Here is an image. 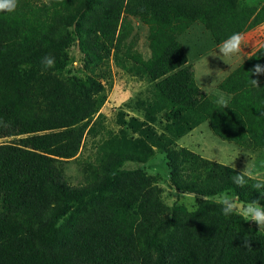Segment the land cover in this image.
I'll list each match as a JSON object with an SVG mask.
<instances>
[{
	"label": "trees",
	"instance_id": "1",
	"mask_svg": "<svg viewBox=\"0 0 264 264\" xmlns=\"http://www.w3.org/2000/svg\"><path fill=\"white\" fill-rule=\"evenodd\" d=\"M54 1L70 8L80 0ZM86 2L102 6L103 33L110 40L119 31L118 45L128 37V16L149 27L150 58L129 56L155 82L152 106L167 120L190 122L188 129L208 122L224 141L264 149V74H252L255 65L264 66V46L219 84L231 95L224 108L198 85L179 40L200 22L220 44L260 23L261 14L239 0ZM70 12L45 20L21 8L0 12V138L20 137L0 144V264H264V232L236 214L224 216L213 200H203L195 212L175 208L173 226L165 228L158 187L119 169L126 160L144 159L133 145L113 147L89 185L68 183L58 161L78 154L103 89L93 77L61 80L70 37L55 28L80 25L81 14ZM45 55L55 57L53 68H43ZM156 147L166 154L177 190L207 198L227 191L264 206L253 181L233 183L239 170L177 151L166 140ZM244 238L251 247H242Z\"/></svg>",
	"mask_w": 264,
	"mask_h": 264
},
{
	"label": "rangeland",
	"instance_id": "2",
	"mask_svg": "<svg viewBox=\"0 0 264 264\" xmlns=\"http://www.w3.org/2000/svg\"><path fill=\"white\" fill-rule=\"evenodd\" d=\"M239 2L243 7L261 14L258 15L259 19L264 18V0ZM17 8L32 12L42 20L52 15H65L69 11L71 14L80 13L79 26L62 23L55 28L57 35L61 28V32L70 37L68 64L61 73V80L69 83L71 78L87 80L93 77L103 85L97 94L102 105L88 122L78 154L58 161L69 184L75 187L89 185L93 177L100 173L97 170L101 168L105 155L115 153L113 147L126 150L127 146L133 145L144 159L126 160L119 169L137 172L132 174L133 180L147 178L158 187L160 199L167 209L165 218L169 221L164 224L167 228L173 226L171 219L175 208L184 206L189 212H195L190 211L189 206L198 209L203 200L211 199L179 191L172 185L166 154L156 147L158 140L168 141L177 151L188 149L239 171L250 161L264 173V149L224 141L212 132L208 122L188 129L190 122L169 121L163 111L152 106L155 82L129 56L138 54L145 60L151 56L149 27L139 17H127L128 37L118 45L119 31L110 40L103 33V10L100 5L89 7L86 0H80L68 8L54 0H48V3L44 0H18ZM241 34L244 37L242 51L233 58H220L217 49L219 44L200 22L194 23L179 37L195 71L198 85L215 101L220 94L228 102L231 100V95L221 91L219 84L264 46V20ZM91 52L92 59L87 56ZM19 138H0V144L16 143ZM176 192L189 194L193 198L191 204L177 199L173 206H167L165 201ZM246 224L259 230L255 222L246 221ZM259 231L264 232V229Z\"/></svg>",
	"mask_w": 264,
	"mask_h": 264
},
{
	"label": "clouds",
	"instance_id": "3",
	"mask_svg": "<svg viewBox=\"0 0 264 264\" xmlns=\"http://www.w3.org/2000/svg\"><path fill=\"white\" fill-rule=\"evenodd\" d=\"M48 3V0H44ZM18 0H0V12L12 13L17 9ZM243 35L239 32L231 34L225 40L218 45L220 58H233L239 56L242 51ZM217 55V53H216ZM55 57L51 55H45L41 64L44 69L53 68L55 66ZM252 74L259 76L264 74V66L257 64L252 70ZM253 86L259 87V81L257 79H251ZM203 90V89H202ZM216 103L226 108L228 106V100L223 94L219 95ZM253 181L252 187L260 193L264 194V173H261L256 166L250 161L246 164L245 168L233 177V183L238 187H244L248 181ZM179 196V198H177ZM179 199L181 202L187 201L190 205L193 198L189 194L174 193L171 199L166 200L167 206H173L174 202ZM215 203L222 206V213L224 216L236 214L242 218L243 221L255 222L260 229H264V206H261L259 200H252L251 202H241L238 195H230L227 191L219 192L210 198ZM190 211H198L189 206ZM242 247H251L248 239L244 238Z\"/></svg>",
	"mask_w": 264,
	"mask_h": 264
}]
</instances>
